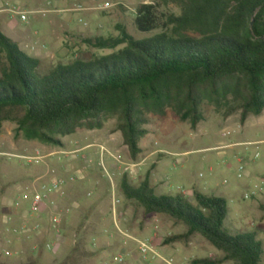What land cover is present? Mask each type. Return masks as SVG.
Segmentation results:
<instances>
[{
    "label": "rangeland",
    "instance_id": "374dc122",
    "mask_svg": "<svg viewBox=\"0 0 264 264\" xmlns=\"http://www.w3.org/2000/svg\"><path fill=\"white\" fill-rule=\"evenodd\" d=\"M105 3L111 5L107 10L102 9ZM144 4L154 5L160 18L180 13L173 0H58L52 6L47 5V0H0V32L17 42L27 55L38 59L39 72L46 74L58 64L108 54L110 51L94 49L85 40L117 37L119 26L136 39L158 33L145 34L137 30V9ZM13 6L28 14L27 23L9 12ZM34 43L37 45L32 50ZM3 62L5 58L0 54V65ZM201 112L204 119L195 130L170 109L162 117L149 115L146 126L149 133L140 141L141 153L135 161L123 145L120 133L115 131V117H103L99 129L80 130L60 137V146L28 139L18 130L16 122L2 121L1 203L5 194L9 204L14 203L16 199L11 193L24 188L34 180L35 173L47 166L77 164L71 173L81 172L85 178L74 176L77 193L72 201L79 206L69 222V205L56 200L65 213L58 233L51 228L49 215H45L46 224L43 223L42 229L31 238L13 235L10 229L16 225L12 224L3 232L2 223L13 213L10 205H0V262L119 264L117 258L122 255L123 264H191L194 259L222 257L223 254L200 235L192 237L188 243L163 246L164 238L182 233L186 227L165 215H146L139 204L124 198L121 181L127 164L137 165L136 174L129 176V183L138 186L151 172L150 182L157 195L182 194L191 199L193 191H197L224 199L227 204L225 232L230 236L255 233L264 249V212L261 210L264 205V111L258 117L251 116L244 125L240 123L239 114L226 119L224 107L208 102L202 104ZM100 147L120 162L109 154L102 155ZM35 156L42 157L37 164L29 161ZM238 159L244 166L241 177ZM65 189L66 185L63 195L59 193L61 197L67 196ZM246 195L249 198L246 199ZM115 199L120 201L116 220ZM48 242L57 243L53 251L45 249ZM139 243L151 246L153 252L143 255ZM6 250L14 256L3 257ZM31 250L35 251V256Z\"/></svg>",
    "mask_w": 264,
    "mask_h": 264
},
{
    "label": "trees",
    "instance_id": "16d2710c",
    "mask_svg": "<svg viewBox=\"0 0 264 264\" xmlns=\"http://www.w3.org/2000/svg\"><path fill=\"white\" fill-rule=\"evenodd\" d=\"M180 13L160 18L152 4L137 9L136 39L119 26L117 37H95L85 43L108 54L58 64L46 74L38 59L0 32V124L12 121L28 139L61 145L60 137L102 126L115 117L132 160L148 135L149 115L170 109L193 130L204 116V102L224 107V118L239 114L242 125L264 111V0H173ZM163 19V20H162ZM121 181L128 201L146 215H165L186 227L162 245L188 243L200 235L222 257L194 259L191 264H262L264 249L255 233L228 235L227 204L222 198L193 191L157 195L151 172L138 186ZM264 212V205L261 206ZM0 264H8L2 263ZM24 264H38L36 260Z\"/></svg>",
    "mask_w": 264,
    "mask_h": 264
},
{
    "label": "built area",
    "instance_id": "2783aa9c",
    "mask_svg": "<svg viewBox=\"0 0 264 264\" xmlns=\"http://www.w3.org/2000/svg\"><path fill=\"white\" fill-rule=\"evenodd\" d=\"M56 2H58V0H47V5L48 6H52L53 4H55ZM111 7V5L109 3H105L104 5H102V9L103 10H107ZM82 7H78V10H81ZM9 12L18 16L19 20L22 23H27L29 20L28 14L25 11H20L19 9H17L16 6H13L11 9H9ZM86 25V24H84ZM37 45V43H34V45H32V50L35 49V46ZM46 47L44 46L43 49H45ZM100 152L103 155L104 153H106L107 155L109 154V152L104 148V147H100ZM110 157H112L115 161L120 162L118 160V158L112 156L111 154H109ZM42 157L39 156H35L32 158H29L30 162H34L35 164H37ZM82 159L84 160L85 157L82 156ZM238 162L241 164L239 166V177H241V173H243L244 171V166L242 164V160L238 159ZM137 165H125L124 170L126 173H129L131 176H134L136 173L135 171V167ZM65 185V181L63 180H53L51 182V185L48 187L46 185H42L41 189L37 192H35L33 194V197L31 198V200L29 201V208H28V217L29 218H34L36 219V223H34L33 225L30 224L29 222H25L22 223L19 226L16 227H11L10 232L15 235V236H26L27 238H31L35 233H38L42 227H43V220L40 219V216L42 215H49V222L51 225V228H53L55 230L56 233H58L60 231V226L63 223V218H64V214L60 209L59 206L56 202V200L51 199L49 196L50 192H57L60 193V195H63V186ZM264 188V187H263ZM257 195V193H253V196ZM90 196V195H89ZM246 199L249 198V195H246L245 197ZM120 204V201L118 199H115L113 202V215L114 218L116 220L117 218V211L116 208L117 206ZM15 207H19L18 202L15 204ZM11 221L10 218L7 219V222L9 223ZM116 224V223H115ZM57 246L56 242H48L45 245V249L47 251H53ZM139 250L143 255L148 254V252H151V246L147 245L146 243H139ZM153 252V251H152ZM2 256L4 257H13L14 254L11 253L10 251H3ZM117 262L119 264H123L124 263V257H122V255H120L117 258Z\"/></svg>",
    "mask_w": 264,
    "mask_h": 264
},
{
    "label": "crops",
    "instance_id": "0c3cea01",
    "mask_svg": "<svg viewBox=\"0 0 264 264\" xmlns=\"http://www.w3.org/2000/svg\"><path fill=\"white\" fill-rule=\"evenodd\" d=\"M69 164V165H68ZM67 165H58L56 167H50L47 166V168H43L41 169L39 172L35 173L33 175L34 180L31 181L29 184H27L24 188H17L15 189L11 195L16 199V201L14 203L9 204L8 202V198H6V194L5 196H3V200L2 203L0 202L1 206H6V205H10V207L12 208V215L11 216H7V218H5L4 222L2 223V231L4 232L5 229H7L6 227L9 226L10 224L12 225H21L24 222H29L30 224H34L36 223V219L34 218H29L28 217V208H29V201L31 196L39 191L41 189L42 185H46L49 186V184L53 181V180H63L65 181V185H66V192H67V196L66 197H61L59 195V193L57 192H50L49 196L51 199L60 201L61 204L66 205L68 204L69 206V212L67 213V221L69 222L71 220V216L74 210H76L79 206L78 203H76L73 200V196H75L77 193V185L74 183L73 179L74 176H78L81 178H85L81 172H75V173H71L72 170L77 167V164H72V163H68ZM55 171V172H53ZM69 176L71 177L69 179ZM48 184V185H47ZM20 201H22L23 203H21ZM18 202L19 207H15V204ZM93 206V205H92ZM10 218L11 221L8 223L7 219ZM40 219L43 220V223L46 224V216L42 215L40 216ZM91 222L90 220H87V223ZM43 224V225H45ZM41 234V233H39ZM42 235V234H41ZM56 238L58 239V237L56 236ZM5 243V241H4ZM29 244V243H28ZM14 247H16L17 245H13ZM35 251L31 250V253L33 256L36 255V253H34Z\"/></svg>",
    "mask_w": 264,
    "mask_h": 264
}]
</instances>
